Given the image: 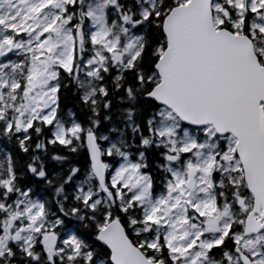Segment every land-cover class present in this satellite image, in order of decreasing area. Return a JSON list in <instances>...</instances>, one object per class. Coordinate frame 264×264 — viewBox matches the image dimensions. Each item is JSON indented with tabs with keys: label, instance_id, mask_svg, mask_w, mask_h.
I'll list each match as a JSON object with an SVG mask.
<instances>
[{
	"label": "snow or ice",
	"instance_id": "obj_1",
	"mask_svg": "<svg viewBox=\"0 0 264 264\" xmlns=\"http://www.w3.org/2000/svg\"><path fill=\"white\" fill-rule=\"evenodd\" d=\"M181 3L0 0V264H120L122 241L142 264H264V196L248 182L245 130L192 118L155 92L164 22ZM209 9L255 56L240 57L247 70L264 73V0ZM65 78L83 103L102 94L104 111L126 118L104 133L71 110L62 123ZM33 133L45 134V154L60 146L83 163L38 170L26 160L41 151Z\"/></svg>",
	"mask_w": 264,
	"mask_h": 264
},
{
	"label": "water",
	"instance_id": "obj_2",
	"mask_svg": "<svg viewBox=\"0 0 264 264\" xmlns=\"http://www.w3.org/2000/svg\"><path fill=\"white\" fill-rule=\"evenodd\" d=\"M167 39L158 57L157 96L192 118H212L222 127L246 132V175L264 196V140L259 135L264 109V73L248 71L240 57L256 58L238 47L235 37L217 29L209 0H187L175 7L164 22ZM120 264H142L136 249L121 242Z\"/></svg>",
	"mask_w": 264,
	"mask_h": 264
},
{
	"label": "trees",
	"instance_id": "obj_3",
	"mask_svg": "<svg viewBox=\"0 0 264 264\" xmlns=\"http://www.w3.org/2000/svg\"><path fill=\"white\" fill-rule=\"evenodd\" d=\"M183 1V0H182ZM158 58V57H157ZM158 80V77H156V82ZM64 83L68 84L69 87L65 88L60 93V102H61V113H60V119L61 122L64 124H70L69 121V110L77 113L78 119L85 125V131L87 132L89 130L88 126L91 123L92 129L95 130V123L93 122H104L105 128H101L98 130V132H105L107 128H111L115 122L116 118L124 119L126 118V111L125 112H117L116 109H113L111 112H105L104 111V105L108 103L107 100H105L104 96L101 95H95L90 96L89 102L87 104L82 102V95L77 93L76 88L73 86V82L64 79ZM108 86L111 88H115V83L109 81L107 82ZM118 83V82H117ZM96 91H99V86L96 88ZM113 103H116L118 107L127 109L130 107V105L127 102V99L125 98L123 102H121L120 97L116 96L115 94L111 98ZM92 100L95 102L93 103ZM93 109L95 111H93ZM108 116L111 119V123L104 121V117ZM123 127V125H120ZM129 136L131 135V132L129 130ZM44 142H45V134L41 133L39 136H36L35 133H33V141L31 142L32 147H36L37 145L40 146L41 151H34L32 152L28 157H26V160L28 163H32L33 167H36L38 170H41L43 168L51 169L53 164H55V167L58 171L62 170L65 173H67L70 166L77 164V162L83 163V157L80 153L73 154L70 151L61 148L60 146L48 147V151L45 154L43 151L44 148ZM78 146V145H77ZM54 155L63 156L66 159L61 161H53L52 157ZM32 156L38 157L36 161L32 162ZM56 186H59V182H57ZM52 194L55 193V188L51 189Z\"/></svg>",
	"mask_w": 264,
	"mask_h": 264
},
{
	"label": "rangeland",
	"instance_id": "obj_4",
	"mask_svg": "<svg viewBox=\"0 0 264 264\" xmlns=\"http://www.w3.org/2000/svg\"><path fill=\"white\" fill-rule=\"evenodd\" d=\"M8 10H9V6L8 5H5V7L3 9H0V11H3V12H7ZM13 11H15V9H13ZM220 23H221L220 18L219 17H214V24L215 25H219ZM91 92H92V89H88V93H91ZM100 133H103V132H100ZM61 140H63V137H61Z\"/></svg>",
	"mask_w": 264,
	"mask_h": 264
}]
</instances>
